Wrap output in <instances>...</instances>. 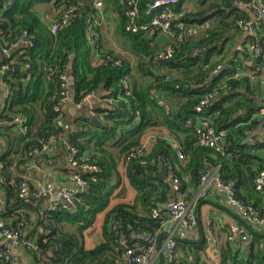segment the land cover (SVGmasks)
Here are the masks:
<instances>
[{"label":"trees","instance_id":"16d2710c","mask_svg":"<svg viewBox=\"0 0 264 264\" xmlns=\"http://www.w3.org/2000/svg\"><path fill=\"white\" fill-rule=\"evenodd\" d=\"M156 1L139 0L137 24H148L150 6ZM186 1L175 10L173 27L175 31L182 23L191 32L173 45L172 57L165 59L161 58L164 49L155 45L159 31L151 28L126 34L128 0H113L114 12L120 20L116 33L126 37L131 53L138 59L134 73L131 62L116 51L106 49L100 38L93 42L88 39V26L90 22L93 25L95 11L87 1L0 0V52L19 44L25 33L27 41L34 44V48L19 50L23 51L22 55L12 52L10 59L4 56L0 65L2 68L15 62L2 75L10 96L1 119H26L28 131L16 139L0 163L12 164L10 156L18 160V166L28 160L54 163L63 157L65 147L55 158L37 153L51 139L64 141L66 137L71 147L79 151V165L97 168L93 173L69 171L78 174L87 184L85 192L74 194L72 208L49 206L34 223L26 213L28 226L23 229V238L33 224L35 248L30 253L35 264H125L128 250L141 253L150 247L149 235L156 236L160 245L159 232L169 220L165 206L172 201L171 185L157 179L165 166L173 169V175L182 181L185 175L196 188L205 170L218 169L221 181L234 187L238 199L257 207L259 214L264 215V192L257 191L253 185L264 171V142L250 138L261 125V119L254 118L260 110L252 107L251 79L235 78L239 64L231 57L237 36L246 33L240 22L251 17L237 9L233 0H202L201 5L207 6L195 13L185 10ZM72 9L77 17L62 26L57 34L41 18L45 11L63 23V17ZM209 22L210 26L197 34V27L201 29ZM257 31L258 38H253V42L264 47V38L259 36L264 26L258 25ZM95 50L100 57L93 62L91 56ZM222 55V59L216 60ZM251 59L255 66L260 62ZM225 63L231 71L214 76L215 69ZM28 65L30 69L26 70ZM64 74L70 76L76 104L93 93H107L119 99L111 110L95 105L93 112L101 119L99 125L92 122V110L87 106L65 128L57 126L61 116L66 120L64 112L55 110L63 90L61 76ZM54 95L56 101H53ZM203 101L208 103L202 113H197ZM203 119L218 135L223 134L222 148L199 146L197 131ZM188 121L192 126L187 128ZM0 130H4V135L12 129L0 127ZM149 135L155 138L153 146L146 148L143 155H137ZM179 152L185 155L184 161L179 160ZM84 154H88V159L83 158ZM132 154L136 155L132 157ZM121 163L136 192L135 200L133 204L116 206L106 215L104 241L95 249L86 250L85 232L107 210L122 182ZM21 180L14 179L17 184ZM11 181L7 180L6 187L15 210H40L42 202L35 209L31 196L21 200L17 187L8 184ZM156 209H162L157 218L153 215ZM21 222L22 219L16 218L13 227ZM175 242L176 255L169 264H254V261L264 264V249L255 247L254 243L249 250L250 258L246 259L240 256V246L228 241L220 252V262L216 263L207 258L206 242L192 244V252ZM178 252L183 257L177 256ZM0 264L10 263L0 257Z\"/></svg>","mask_w":264,"mask_h":264},{"label":"built area","instance_id":"2783aa9c","mask_svg":"<svg viewBox=\"0 0 264 264\" xmlns=\"http://www.w3.org/2000/svg\"><path fill=\"white\" fill-rule=\"evenodd\" d=\"M12 1V0H11ZM87 1L94 9L95 13L93 15V25L91 22L88 26L87 37L91 42L99 36V29L103 26L104 16L103 12L105 9L106 1L105 0H84ZM186 0H157L153 5L150 6L149 16L150 21L148 24L140 25L136 23V20L139 19L140 8L139 0H128V10L126 17L128 23L125 27L126 34H137L149 29H154L159 31L160 35H166L170 38L171 44L163 48L164 53L161 55V58L169 59L172 57L173 45L179 41H182L188 36V32H191L184 24L180 23L173 27V22L175 21V10ZM233 5L246 13L251 17L249 21L240 22V26L248 34V40L245 44L239 45L237 47V52L243 54L244 52L248 53L250 58L259 60V64L255 66V72L252 79H258L261 85L264 87V47H260L258 44L253 42V38H258L257 36V27L258 25L264 26V0H233ZM75 9L70 10L64 17L63 23L57 22L50 15L51 25L50 30L53 34H57L62 26L68 25L72 20L76 18ZM43 19V17H41ZM44 21V19H43ZM28 34L25 33L24 39L13 46L11 50L3 49L2 53L8 59L11 58L12 52H20V55L23 54V47L34 48V44H30L27 41ZM93 60L96 62L99 60V52L95 50L93 54ZM10 66H15V62L11 61L10 64L4 65L2 67V74L4 75L10 69ZM26 70L30 69V66L25 67ZM231 71V68L225 63L218 66L214 71V76L222 73ZM237 78L238 76L235 75ZM61 81L63 83L62 94L60 101L58 102L55 110L59 113H63L68 103L72 102L70 96L71 82L70 76L64 74L61 76ZM57 100V96H53V101ZM119 99L110 97L109 94H89L84 97L83 101L79 104H75V107L78 110H82L84 107H90L91 116L95 117L93 112L95 105L99 104L104 107L105 110H111L114 105L118 102ZM95 101V102H94ZM95 105H94V103ZM208 101H203L202 104L197 108V113H202ZM3 107L2 109H5ZM260 116L264 120V107L260 110ZM200 126L197 131L199 137V146L205 148L219 149L218 140H222L223 134L218 135L216 130L210 126V123L205 119L200 121ZM27 120L21 117H14L11 120H3L0 115V127H6L10 129L20 128L21 130H26ZM65 120L62 116L57 121V126L59 128H65ZM185 126L191 127L192 122L188 121ZM251 140H254V136H250ZM59 140L56 138L51 139L41 151L37 154L52 156L54 155ZM64 147L67 154V163L71 170H81L89 173L97 171V168L90 165H79V151L64 140ZM146 145L142 147L136 154L143 155L146 150ZM136 154H132L134 157ZM178 158L180 161L185 160V155L182 152L178 153ZM26 169L33 170L38 169L39 164L36 160H28L24 165ZM70 184L76 185L77 190H70L67 188H61L56 190L53 184H45L37 181L34 186L31 185L29 178H22V180L17 184L14 180L8 184L12 187H17L18 196L21 200L30 198L31 191L34 189V196L37 198L45 200L51 209H56L61 205H64L65 208H72L73 206V196L77 193L85 192L87 189V184L83 181L78 174L69 172L68 174ZM170 181L174 190V198L169 202L165 209L168 211V224L181 226L187 231H193L198 226V218L196 214L195 203L199 202L201 199L208 197L210 192L214 189L219 188L223 189L225 192L226 202L235 208H238L241 211L242 217L245 223L249 227L253 228H262L264 227V215L259 214V209L253 205H247L242 200L238 199L237 192L231 184L225 185L221 179L218 172V169H207L201 176V180L198 186V194L195 202L191 203L186 198V193L183 188L182 180L175 177L173 174L170 175ZM253 185L259 192H264V171L261 172L258 177L253 181ZM84 188H86L84 190ZM162 209H156L153 212L155 218L159 217ZM26 212L21 210L17 215V220L22 219L17 227L9 225L6 220L0 218V257H2L6 262L10 264H20L17 257L13 254V249L20 247H26L29 251L35 248L34 244L29 241H25L23 238V229L28 226L26 223ZM139 237V236H138ZM148 239L150 240V247L144 252L137 253L135 249H130L125 255V264H150L152 255L157 252L160 248L157 237L149 235ZM229 242H234L235 240H241L246 242L249 240V234L246 229L231 228L228 235ZM177 249V243L173 237H169L165 240L162 250L167 253L168 260L171 261L175 257Z\"/></svg>","mask_w":264,"mask_h":264},{"label":"crops","instance_id":"0c3cea01","mask_svg":"<svg viewBox=\"0 0 264 264\" xmlns=\"http://www.w3.org/2000/svg\"><path fill=\"white\" fill-rule=\"evenodd\" d=\"M106 5L103 12L104 16V22L103 26L99 29V36L98 38L101 39L102 44L105 46L106 49L114 50L119 55L125 57L127 60H129L133 66V71L136 73L137 71V62L138 59L135 55H133L129 49V45L126 41V37L124 35H117L116 30L120 25V20L117 16V14L114 12L113 8V0H105ZM193 2V1H192ZM190 2H186L187 4H191ZM184 6L185 10L188 13H195L196 11L202 10V5L199 4V6L193 11L189 10L187 6ZM48 11V10H47ZM44 11V13H41V17H43L44 22L49 26L51 25V19L50 14ZM211 22L204 25L201 29H207L210 26ZM108 30V31H107ZM261 39L264 38V32H262L261 35H259ZM237 45L236 48L233 51V55L231 57L236 58V64L237 70H233L235 75L238 77L236 79H243V78H250L252 87L250 89V92H252L251 96L248 93V96H250L251 100L253 101L252 107L258 110H261L262 107H264V87L261 85L259 80L252 79L254 72H255V63L252 61L249 55H244L237 52V47L239 45L245 44V42L248 40V34L247 33H241L240 36H237ZM107 40L111 41L114 40V43L119 46V41H121V45L119 46V49L111 48L108 46ZM249 56V57H248ZM94 55L91 56L93 60ZM224 57L222 55L221 57L217 58L216 60H220ZM4 59V54L0 52V65L2 64ZM234 60L231 58V61ZM94 62V60H93ZM233 68V67H232ZM2 68L0 67V114L3 112V107H6L7 100L10 96V90L6 83L2 80ZM234 75V76H235ZM255 91V92H253ZM74 98V97H73ZM95 102V101H94ZM93 102V103H94ZM69 104V103H68ZM66 106L64 109V114L66 116V124L72 123L74 120H76V117L79 113L82 112V110H78L75 107L74 102L72 101L70 105ZM95 105V103H94ZM95 117L98 118L99 122H101L100 118L96 115ZM261 119V125L260 127L251 135L254 136V140L256 142L263 143L264 142V120L259 115H256L254 118ZM29 130V129H28ZM4 130H0V158L2 156H6L8 153L10 146L16 141L17 138H19L22 135H26L28 133L26 130H21L20 128H15L12 130H9V132H4V135H2ZM73 132V131H72ZM67 133V132H66ZM154 136H150L145 141V145L147 148H151L154 144ZM66 140V137L65 139ZM64 141L58 142V147L51 157H56L59 152H61L62 147H64ZM63 153V157H60V159L56 160L54 163L52 162H40L39 161V167L38 169L28 170L24 166H18V160L14 158L13 156H10V161L12 164H8L7 166L2 162L0 163V218L7 221L9 225H14V221L17 218V215L19 211H16L14 208V202L12 198L9 196L6 182L7 180H14L16 177L22 178H29L31 185L34 186V184L39 181L41 183L45 184H53L56 188V190H59L61 188H65L66 184H70V180L68 177L69 171H71L68 163H67V154ZM61 154V153H60ZM83 158L86 160L88 159V154H84ZM173 169L169 167V174L166 181L171 185L172 188V199L174 198V190L172 183L170 181V175L173 174ZM179 171V169L177 168ZM119 172L122 176V182L118 186L117 190L114 192L111 202L109 204V207L104 212L100 213L97 216V219L95 221V224L93 227H91L89 230L85 232L84 237V247L86 250H92L95 249L99 244H101L104 241L103 238V225L106 218V215L116 206L120 204H133L136 192L131 187L129 181L127 180L125 173V167L123 164H120ZM9 177V178H8ZM184 183V184H183ZM183 186L186 185L185 193L186 198L189 202H195L198 194V187L192 186L190 184L189 179L184 175ZM31 199L33 201L32 205L33 207L38 208V205L42 202V205L40 207V210H32L28 209V211H25L31 218L32 223L37 222L38 219H40L45 211L48 209L49 205L45 200H39L36 196L31 195ZM196 208V214L198 218V226L193 231H187L181 226L171 225L166 222L161 231L159 232V241H160V248L157 252H155L151 257L150 264H169L168 255L166 252L162 250L163 244L165 240L169 237H173L174 240H176L180 245H185L189 248V251L192 252L193 248L190 246L192 244H203L206 242V249H207V258L210 260L215 261L216 263H219V256L220 252L225 246V244L228 243V235L231 230V228H238V229H245L247 230L249 234V240L246 242H242L241 240H235L234 242H231L235 245L240 246L241 254L240 256H243L246 259L250 258V252L249 250L253 248V243L255 244V247H261L264 249V227L262 228H253L249 227L241 214V211L238 208L230 206L226 202L225 198V192L223 189L216 188L210 194L207 198L199 200V202L195 203ZM168 214V213H167ZM35 230L30 227L29 230L24 234V240L34 243L35 236H32V232ZM256 238V241H255ZM187 249V248H186ZM182 253V252H181ZM178 252L177 256H182ZM13 254L15 257L18 258L20 264H35V261L30 253V251L26 247H20L17 249H13ZM245 254V255H243ZM183 257V256H182ZM207 260L206 257H204V261ZM209 260V261H210ZM121 264H124L121 263ZM232 264V263H229ZM255 264V261H254Z\"/></svg>","mask_w":264,"mask_h":264},{"label":"water","instance_id":"95a60500","mask_svg":"<svg viewBox=\"0 0 264 264\" xmlns=\"http://www.w3.org/2000/svg\"><path fill=\"white\" fill-rule=\"evenodd\" d=\"M170 44H171V40L166 35H160L157 38V40L155 41V45H157L158 47H161V48H166ZM16 71H21V68H16ZM92 122L94 124H97V125H99V123H100L97 117H93ZM218 146H219V148L223 147V141L222 140H218ZM168 174H169V167L165 166L163 168L162 173L157 176V179L160 180V181H166L167 178H168ZM65 188L70 189V190H77V186L73 185V184H66ZM85 189L86 188H84V190Z\"/></svg>","mask_w":264,"mask_h":264},{"label":"rangeland","instance_id":"374dc122","mask_svg":"<svg viewBox=\"0 0 264 264\" xmlns=\"http://www.w3.org/2000/svg\"><path fill=\"white\" fill-rule=\"evenodd\" d=\"M192 2L191 4H187L186 6L189 8V10H195L198 6H199V4H201V2L200 1H202V0H187L186 2ZM207 5H205V6H203L202 5V9H205V7H206ZM204 29H200V27H197V34L199 33V32H202ZM108 31V30H107ZM107 43H108V46H110L111 48H115V49H119V46L121 45V41H119V46L117 45V44H115L114 43V40H111V41H109V40H107ZM70 96H71V99H72V101H74V94H73V91H71L70 90ZM71 103H69L68 105H70Z\"/></svg>","mask_w":264,"mask_h":264}]
</instances>
